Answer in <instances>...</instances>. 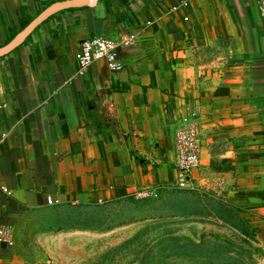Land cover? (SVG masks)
<instances>
[{
  "label": "crops",
  "instance_id": "1",
  "mask_svg": "<svg viewBox=\"0 0 264 264\" xmlns=\"http://www.w3.org/2000/svg\"><path fill=\"white\" fill-rule=\"evenodd\" d=\"M62 1L0 0V47ZM259 1L100 0L50 17L0 58V229L53 207L47 197L88 206L176 188L174 138L194 125L193 189H216L264 251ZM125 34L136 41L117 50L119 73L97 62L79 75L82 41ZM0 264L25 262L0 241Z\"/></svg>",
  "mask_w": 264,
  "mask_h": 264
},
{
  "label": "rangeland",
  "instance_id": "2",
  "mask_svg": "<svg viewBox=\"0 0 264 264\" xmlns=\"http://www.w3.org/2000/svg\"><path fill=\"white\" fill-rule=\"evenodd\" d=\"M157 192V193H156ZM143 199L57 205L10 231L25 264H259L248 219L216 189H163Z\"/></svg>",
  "mask_w": 264,
  "mask_h": 264
},
{
  "label": "built area",
  "instance_id": "3",
  "mask_svg": "<svg viewBox=\"0 0 264 264\" xmlns=\"http://www.w3.org/2000/svg\"><path fill=\"white\" fill-rule=\"evenodd\" d=\"M258 12L264 22V0L258 4ZM136 41L135 34L122 35L119 41H114L106 37H96L84 40L79 45L76 56L79 75H84L89 68L97 62H103L107 73H119L123 66L118 58L117 50L133 46ZM176 183L179 189H193L192 175L200 166V144L197 127L189 125L185 129L176 133L174 138ZM148 196L146 191H139L135 197L143 199ZM48 206H57L59 201L46 198ZM0 241L13 245L11 233L7 229H0Z\"/></svg>",
  "mask_w": 264,
  "mask_h": 264
},
{
  "label": "water",
  "instance_id": "4",
  "mask_svg": "<svg viewBox=\"0 0 264 264\" xmlns=\"http://www.w3.org/2000/svg\"><path fill=\"white\" fill-rule=\"evenodd\" d=\"M100 0H66L55 2L42 10L27 26L18 32L7 44L0 47V58L7 56L19 47L32 32L50 17L70 9H81L95 5ZM259 264H264V260Z\"/></svg>",
  "mask_w": 264,
  "mask_h": 264
},
{
  "label": "trees",
  "instance_id": "5",
  "mask_svg": "<svg viewBox=\"0 0 264 264\" xmlns=\"http://www.w3.org/2000/svg\"><path fill=\"white\" fill-rule=\"evenodd\" d=\"M14 37V36H13ZM93 126H95L96 128H97V130H98V133H100L101 132V134L102 133H106L107 131L105 130V126H106V122H105V119L103 118V117H100L99 119H97V118H95V119H93ZM129 155L131 156V157H134V158H138V155L134 152V151H132V150H130L129 151ZM128 199V198H127ZM122 200H125V199H122ZM115 201H117V200H115ZM114 202V201H113ZM111 203V202H110ZM93 206H95V205H88V206H79V207H83V208H86V207H93ZM54 207V206H53Z\"/></svg>",
  "mask_w": 264,
  "mask_h": 264
}]
</instances>
